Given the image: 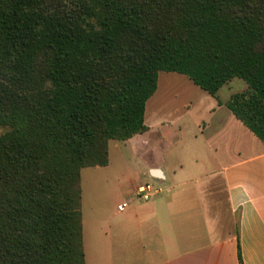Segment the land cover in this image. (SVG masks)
Wrapping results in <instances>:
<instances>
[{"label": "trees", "instance_id": "1", "mask_svg": "<svg viewBox=\"0 0 264 264\" xmlns=\"http://www.w3.org/2000/svg\"><path fill=\"white\" fill-rule=\"evenodd\" d=\"M161 71L244 79L264 142V0H0V264H86L81 170L148 129Z\"/></svg>", "mask_w": 264, "mask_h": 264}, {"label": "crops", "instance_id": "2", "mask_svg": "<svg viewBox=\"0 0 264 264\" xmlns=\"http://www.w3.org/2000/svg\"><path fill=\"white\" fill-rule=\"evenodd\" d=\"M247 89L244 79L233 77L213 96L182 73H159L146 103L148 129L110 140L109 163L90 166L109 169L114 141L118 163L102 172L107 178L92 216L90 255L81 170L86 264H241L239 250L242 264H264V142L227 106ZM117 141L140 159L136 175L130 169L116 175L128 169ZM176 141L182 150L165 158ZM145 183L157 188L149 199L137 195Z\"/></svg>", "mask_w": 264, "mask_h": 264}, {"label": "rangeland", "instance_id": "3", "mask_svg": "<svg viewBox=\"0 0 264 264\" xmlns=\"http://www.w3.org/2000/svg\"><path fill=\"white\" fill-rule=\"evenodd\" d=\"M185 97V96H184ZM191 98L192 99H198L200 98L199 96H193L191 93ZM6 130L5 127L0 126V132H4ZM122 142V141H121ZM120 141H117V143L119 144V147H121L124 152H123V159H124V163H127L128 165V169H125L119 173H117L116 175L122 176V175H128L129 169L133 172V175H136L138 173L139 170V165H141L140 163V159L136 158V156H134V152L132 150H130V145H125L124 143H121ZM179 142L176 141L174 142L171 146V148L165 153V158H167V156H173L174 151L178 150L181 151L182 150V143L178 144ZM115 142L113 141L111 143V154H110V165H109V169H104V167H99V169H94V167H86L84 168L83 171V186H84V191H85V197H84V208H85V215H86V220H85V227L87 229V236H86V240H87V252L90 255V244L92 243V239H91V233L90 231H92L93 228V222H92V216L95 215L98 212V208L97 206L102 204V198H101V192L103 190L102 184L100 182L106 180V175H103L102 172H105V170H112L114 171L116 164L118 163V155L119 153L117 152V150H115L114 147ZM160 148H164L167 149V144L164 143L162 141V143L159 145ZM162 150V149H160ZM163 151V150H162ZM113 168V169H110ZM88 171V173H87ZM126 171V172H125ZM94 172H100V173H94ZM132 175V176H133ZM111 202V201H110ZM108 202L107 200L105 201L106 205L110 204L111 207V203ZM90 233V234H89ZM90 259V256H89Z\"/></svg>", "mask_w": 264, "mask_h": 264}, {"label": "built area", "instance_id": "4", "mask_svg": "<svg viewBox=\"0 0 264 264\" xmlns=\"http://www.w3.org/2000/svg\"><path fill=\"white\" fill-rule=\"evenodd\" d=\"M157 191V188L154 187V185L150 184V183H145L140 185L137 188V195L139 197H142L144 199H149L150 196ZM128 206L127 202H124L123 204L120 205V209H124Z\"/></svg>", "mask_w": 264, "mask_h": 264}, {"label": "water", "instance_id": "5", "mask_svg": "<svg viewBox=\"0 0 264 264\" xmlns=\"http://www.w3.org/2000/svg\"><path fill=\"white\" fill-rule=\"evenodd\" d=\"M155 173H157V174H158V172H157V171H155Z\"/></svg>", "mask_w": 264, "mask_h": 264}]
</instances>
